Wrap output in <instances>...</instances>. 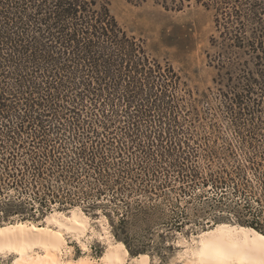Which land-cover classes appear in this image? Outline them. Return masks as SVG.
Wrapping results in <instances>:
<instances>
[{
  "label": "rangeland",
  "instance_id": "obj_1",
  "mask_svg": "<svg viewBox=\"0 0 264 264\" xmlns=\"http://www.w3.org/2000/svg\"><path fill=\"white\" fill-rule=\"evenodd\" d=\"M101 1L107 3L128 35L142 40L151 61V65L146 66H172L180 79L169 84L166 94L160 96L157 102L160 108L146 101L156 96L147 97V90L145 87L141 89L143 85L139 80L125 74L119 78L116 88L114 80L108 78L107 93L111 97L123 94L128 78L130 81L134 79L129 86L134 99L127 111L122 110L125 106L122 102L113 111L110 105L105 104L100 110L85 107L79 115L52 118L22 117V112L18 111L9 113L7 117L0 115V154H8L12 149L17 154L11 161H0V173L5 172L4 168L14 172V177L20 179L24 196L29 195L32 189L40 193L47 191L48 187L51 188L50 181L54 184L56 179L63 185V190H59L62 195L67 189L69 193L71 191L68 199L71 203H50L39 214L24 209L6 216L0 210V225L26 220L43 225L48 213L61 210L69 216L70 209L79 206L89 217L88 233L92 228L96 232L89 239V249L85 253L97 259L105 249V243L97 233L102 232V225H105L117 240L110 220V217L115 220L116 217L100 207L85 210V203L77 194L91 193L102 186V180L110 182L118 177L128 190L140 188L139 194L130 195L128 200L139 197L143 208L139 216L142 220L134 221L130 215L126 218L124 236L132 247L140 245L148 249L146 253L153 264H180L175 259L181 248L177 245L179 239L190 240L199 231L219 222L239 224L210 198V182L202 184L209 174L226 169L253 192L263 193L264 173L258 167L259 162L264 163V104L262 110L254 114L237 115V108H227L219 98L216 91L220 83L214 81L220 71L224 76L220 82L235 83L241 80L239 74L244 66L254 70L259 65L254 64L248 53L238 49L218 56L222 51L219 42L213 44L211 40L212 37L218 39L213 12L201 5L192 4L181 10H172L154 0ZM219 59L237 61L224 65L233 66L232 80L226 72L228 69H218ZM247 59L249 64L244 63ZM21 73L29 76L26 69ZM112 73L115 76L117 72ZM13 78L14 75L10 74L6 80L12 84ZM258 81L264 82V79L258 78ZM240 82L249 83L248 80ZM101 96L105 98L104 94ZM162 113L166 116L159 121ZM21 125L23 128L19 130ZM88 125L96 128L98 136L109 143L96 147L91 141H84L82 133L85 134ZM103 125L107 127L103 129ZM58 126L62 129L57 130ZM57 137L62 139V147L56 142V159L45 163L46 148L38 140ZM40 163L52 167L53 174L46 172L48 183L37 175ZM12 177L5 181L10 182ZM58 186L60 184L54 187L56 191ZM203 190L208 194L199 196ZM7 192L15 194L16 190L11 187L5 190ZM147 196L155 199H147ZM157 215L163 216L165 221L174 220L177 216L186 217V220L179 222L178 226L156 225ZM66 239L70 257L83 254L75 238L68 236ZM4 261H10V258L3 260L0 257V264Z\"/></svg>",
  "mask_w": 264,
  "mask_h": 264
},
{
  "label": "trees",
  "instance_id": "obj_2",
  "mask_svg": "<svg viewBox=\"0 0 264 264\" xmlns=\"http://www.w3.org/2000/svg\"><path fill=\"white\" fill-rule=\"evenodd\" d=\"M154 2L172 10H181L196 4L213 12L218 39L212 37L211 40L213 44L219 42L222 51L218 56H223L226 51L230 53L233 52L232 49H238L248 53L254 59V64L259 65L254 70L244 66L239 74L241 80L235 83L220 82L224 76L219 71L218 77L214 78L215 82L220 83L216 92L227 108H237V115L261 111L264 104V82L258 81V78L264 79V0ZM230 63L235 64L237 61L226 62L219 59L217 65H220L219 70L224 67L228 69L226 72L232 80L233 66H224ZM244 63L249 64V59ZM149 64L151 65V61L146 55L142 40L128 35L104 1L0 0V115L3 117L14 111L22 112V117L79 115L85 107L100 110L101 105L105 104L110 105V110L113 111L117 110L122 102L125 104L122 110L127 111L130 110L134 99V92L129 88L134 79H138L143 85L141 89L146 88L147 97L156 96L146 101L160 108L158 99L166 94L169 84L177 82L180 76L172 66H146ZM23 69L28 71L29 76L21 73ZM85 69L89 73H85ZM113 71L117 72L115 76ZM10 74L14 75L12 84L6 80ZM125 74L134 79L130 81L128 78L123 94L111 97L107 93L108 78L114 80L116 88L119 78H123ZM242 80H248L249 83H241ZM102 93L107 100L101 96ZM165 116L162 113L159 121ZM106 127L102 126L103 129ZM22 128V125L18 126L19 130ZM61 129L62 127L58 126L57 130ZM82 135L86 139L84 141H91L96 147H104L109 143L100 138L97 129L90 125L86 126L85 134ZM54 140L56 141L52 143ZM38 141L46 148L44 162L52 163L56 159V142L62 147V139L57 137ZM14 151L12 149L8 154H0L1 163L13 160L17 155ZM42 164L37 167V175L48 183L46 172L53 174L52 167ZM258 170L264 173V163L259 162ZM4 171L0 173V210L4 211L6 216L22 212L24 209L39 214L44 207H49L50 203L70 202L68 199L71 191L69 193L67 189V193L63 191L62 195L59 190H63V185L58 179L54 184L50 181L51 188L48 187L47 191L40 193L32 189L29 195L24 196L20 179L14 177V172L11 173L8 168H4ZM11 176V181L6 182L5 179ZM209 182V196L220 210L233 216V220L240 225L252 227L264 234V190L263 193L253 192L226 169L217 174H209L202 184ZM101 183L102 186L96 187L91 193L77 194L80 201L85 203V210L100 207L113 214L116 220L112 217L110 220L115 238L124 242L131 256L146 253L148 249L140 245L132 247L124 236L126 218L129 215L134 221L142 220L139 218L143 212L140 198L128 200L130 195H138L140 188L128 190L118 177L110 182L104 179ZM262 183L264 186V180ZM57 184L60 186L56 191L54 187ZM11 187L16 190L15 194L5 193V190ZM208 191L203 190L198 195L208 194ZM147 199L155 198L147 196ZM156 206L158 207V204ZM150 215L151 213L146 217ZM162 217L157 215L154 224L178 226L179 222L186 220L183 216L169 221Z\"/></svg>",
  "mask_w": 264,
  "mask_h": 264
},
{
  "label": "bare ground",
  "instance_id": "obj_3",
  "mask_svg": "<svg viewBox=\"0 0 264 264\" xmlns=\"http://www.w3.org/2000/svg\"><path fill=\"white\" fill-rule=\"evenodd\" d=\"M89 224V217L74 206L69 216L61 210L48 213L43 225L27 220L0 225V257L10 258L3 264H153L147 253L128 257L124 242L114 240L102 224L97 236L105 243L104 251L97 259L86 254L96 234L93 228L88 233ZM68 236L80 243L82 255L70 257ZM177 245L180 264H264V234L240 224L219 222L190 240L179 239Z\"/></svg>",
  "mask_w": 264,
  "mask_h": 264
},
{
  "label": "crops",
  "instance_id": "obj_4",
  "mask_svg": "<svg viewBox=\"0 0 264 264\" xmlns=\"http://www.w3.org/2000/svg\"><path fill=\"white\" fill-rule=\"evenodd\" d=\"M131 255L129 254V256L128 257H130ZM149 258L151 259V257L149 256ZM152 260V259H151Z\"/></svg>",
  "mask_w": 264,
  "mask_h": 264
}]
</instances>
